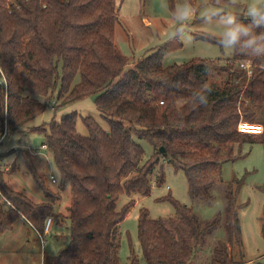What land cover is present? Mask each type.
<instances>
[{"label":"trees","instance_id":"1","mask_svg":"<svg viewBox=\"0 0 264 264\" xmlns=\"http://www.w3.org/2000/svg\"><path fill=\"white\" fill-rule=\"evenodd\" d=\"M117 19L116 0H0L2 135L39 117L45 105L38 98L51 100L55 91L58 107L95 96L96 109L108 123L103 130L92 118L72 112L30 129L44 136L42 145L56 171L53 191L31 157H24L26 174L45 202L35 203L23 190L8 187L0 165V194L10 203L0 204V235L11 231L19 218L41 235L48 218L68 223V246L55 257L44 256V264H121L119 225L134 205L130 200L119 210L122 195L149 196L162 160L183 171L192 203H211V190L223 183V165L242 157L243 144L255 142L238 131L239 122L264 129L256 119L264 108V59L233 52L224 64L193 59L164 67L165 52L157 51L128 68L129 59L114 41ZM238 19L249 23L251 18ZM201 38L218 44L216 38ZM243 63L250 65V75L241 68ZM214 72L225 79L210 82ZM203 83L213 91L207 105H198L192 102V92ZM79 119L86 136L76 132ZM133 136L154 148L150 159L144 160ZM260 137L264 145V131ZM3 159L0 154V162ZM155 183H164L162 167ZM242 185L235 177L225 185L226 238L214 246L210 264H240L230 251L236 247L241 254L242 249L237 204ZM67 188L71 201L63 215L59 209ZM257 190L264 194V184ZM161 201L173 207L175 217L151 219L147 210L140 211L142 258L146 264H189L222 215L202 225L191 207L171 196ZM261 231L264 238V206ZM128 260L139 264L131 248Z\"/></svg>","mask_w":264,"mask_h":264},{"label":"rangeland","instance_id":"2","mask_svg":"<svg viewBox=\"0 0 264 264\" xmlns=\"http://www.w3.org/2000/svg\"><path fill=\"white\" fill-rule=\"evenodd\" d=\"M179 0H116L118 19L115 26L114 41L119 51L129 59L131 68L134 63L153 52H165L163 66L181 65L193 59L219 61L224 64L232 53L223 49L219 44L212 43L201 37L210 36L212 29L202 26L200 14L201 0H192L199 9L196 17L190 22V40L170 38L173 29L171 12ZM243 3V0H242ZM165 4L167 7H165ZM219 6L225 7L238 18L246 16V8L228 6V0L219 1ZM214 38V37H213ZM59 73L60 67H59ZM225 75L214 72L209 81L219 83ZM79 82V76L74 79V85ZM57 91L53 99L38 98L45 105L44 112L30 121L24 128L13 133L2 135V122L0 120V154L4 159L0 162L4 171V180L8 187L23 192L35 203L45 202L43 192L37 187L29 174H26L24 157H31L36 169L43 176L46 185L56 190V185L50 182L49 175H56L54 164L47 150H42L44 136L30 132L33 127H40L52 119L76 112L82 117L92 118L103 130H108V123L104 120L95 106V96H89L80 101L58 107L56 101ZM257 115L259 123L264 124V108ZM76 132L81 136L87 135V130L81 119L76 124ZM2 135V136H1ZM255 142L243 144L240 148L241 158L223 165L221 180L223 183L211 190L213 201L207 203L202 199L192 203L188 196V186L182 170L175 171L174 167L164 164L161 160L154 170L152 177V190L149 196L122 195L117 201L120 210L130 200L133 207L124 221L119 225L121 233L119 257L121 264H127L130 257V248L138 256L139 264H146L142 258L137 238V222L141 210H147L151 219L174 218L175 212L168 202L161 199L171 196L181 204L191 207L202 225L213 221L218 215L222 219L218 227L206 236L204 244L194 254L189 264H210L211 253L216 243L226 238L225 207L226 199L224 189L227 182L233 177L243 180L238 192V217L242 232V249L232 248L231 255L240 264H264V238L261 231V217L263 214L264 194L257 187L264 184V145L261 137L250 135ZM133 139L144 150V160L150 159L155 153L154 148L146 141L133 136ZM23 149V153L20 150ZM2 151V152H1ZM21 153V154H20ZM162 167L164 183L157 186L155 179ZM70 190L62 193L60 212L67 215L70 205ZM50 233L42 237L27 223L19 218L13 229L0 235V264H41L44 256L55 257L69 244L70 230L67 222L57 223L53 220Z\"/></svg>","mask_w":264,"mask_h":264},{"label":"clouds","instance_id":"3","mask_svg":"<svg viewBox=\"0 0 264 264\" xmlns=\"http://www.w3.org/2000/svg\"><path fill=\"white\" fill-rule=\"evenodd\" d=\"M228 6L245 7L249 23H243L238 16L225 7L219 6V0H201L200 14L202 26L212 29L209 33L216 38L217 43L225 50L235 52L244 57L264 59V0H228ZM165 7L167 5L165 4ZM196 6L192 0H179L171 12L173 29L170 38L190 40V22L196 17ZM212 87L203 83L192 92V102L198 105H207L212 93ZM44 264V261H41Z\"/></svg>","mask_w":264,"mask_h":264},{"label":"built area","instance_id":"4","mask_svg":"<svg viewBox=\"0 0 264 264\" xmlns=\"http://www.w3.org/2000/svg\"><path fill=\"white\" fill-rule=\"evenodd\" d=\"M10 1V0H8ZM241 68L244 69L247 73V75L251 74V67L248 63H243L241 64ZM2 82V80L0 79V83ZM237 129L240 133L246 134V135H254L255 137H259L263 134V126L262 125H252V124H248L246 122H239ZM43 149L46 150V146L43 145ZM50 182L53 185H56L58 183L57 178L51 174L49 176ZM0 204L4 205L5 207H9L10 203L5 200V198L0 194ZM53 219L52 218H48L45 221V226H44V233H50L51 228L53 226ZM39 234V233H38ZM40 237H42L41 234H39Z\"/></svg>","mask_w":264,"mask_h":264},{"label":"crops","instance_id":"5","mask_svg":"<svg viewBox=\"0 0 264 264\" xmlns=\"http://www.w3.org/2000/svg\"><path fill=\"white\" fill-rule=\"evenodd\" d=\"M41 149L42 150H45V149H43V145H42V147H41ZM2 152V151H1ZM50 176V175H49ZM54 176H56V175H54ZM22 219V218H21ZM23 220V222H25V223H27L24 219H22ZM28 224V223H27Z\"/></svg>","mask_w":264,"mask_h":264},{"label":"water","instance_id":"6","mask_svg":"<svg viewBox=\"0 0 264 264\" xmlns=\"http://www.w3.org/2000/svg\"><path fill=\"white\" fill-rule=\"evenodd\" d=\"M160 151L163 152L164 151L163 148H160Z\"/></svg>","mask_w":264,"mask_h":264}]
</instances>
